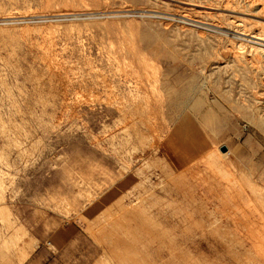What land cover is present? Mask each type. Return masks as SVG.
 I'll list each match as a JSON object with an SVG mask.
<instances>
[{"label":"rangeland","instance_id":"rangeland-1","mask_svg":"<svg viewBox=\"0 0 264 264\" xmlns=\"http://www.w3.org/2000/svg\"><path fill=\"white\" fill-rule=\"evenodd\" d=\"M251 2L0 0V264H264Z\"/></svg>","mask_w":264,"mask_h":264},{"label":"bare ground","instance_id":"bare-ground-1","mask_svg":"<svg viewBox=\"0 0 264 264\" xmlns=\"http://www.w3.org/2000/svg\"><path fill=\"white\" fill-rule=\"evenodd\" d=\"M228 1H230V0H228ZM250 1H251V0H250ZM254 1H255V0H253V2H254ZM256 1H257V0H256ZM248 2H249V1H248ZM253 2H251L250 4H253ZM225 3H226V2H225ZM229 3H230V2H229ZM229 3H227V4L229 5ZM183 4H184V3H183ZM188 4H189V3H188ZM261 4H262V3H261ZM190 5H191V3H190ZM193 5H194V4H193ZM228 5H227V6H228ZM234 5H235V4H234ZM188 6H189V5H188ZM207 6H209V5H207ZM215 6H216V5H215ZM225 6H226V5H225ZM237 6H238V5H237ZM255 6H256V5H255ZM211 7H212V6H211ZM216 7L219 8L218 6H216ZM228 7H230V6H228ZM201 8H202V7H201ZM207 8H208V7H207ZM220 8H221V7H220ZM235 8H236V7H235ZM235 8H233V9L235 10ZM210 9H211V8H210ZM260 9H261V10H260V13H263V14H264V6H260ZM197 10H198V9H197ZM204 10H205V9H204ZM215 10H216V9H215ZM215 10H214V11H215ZM217 10L219 11L220 9H217ZM226 10H227V9H226ZM226 10H225V9H223V10L221 9L220 11L223 12V11H226ZM234 10H233V13H234ZM240 10H241V9H240ZM240 10H239V11H240ZM210 11H211V10H210ZM210 11H208V12H210ZM218 11H217V12H218ZM220 11L218 12L219 14H220ZM228 11H229V10H228ZM237 11H238V10H237ZM245 11H246V9H245ZM249 11H250V10H249ZM254 11L256 12V9H255ZM257 11H258V10H257ZM204 12H206V11H204ZM208 12H207V14H208ZM230 12H231V11H230ZM235 12H236V11H235ZM153 13H154V12H153ZM228 13H229V12H228ZM204 14H205V13H204ZM210 14H211V13H210ZM231 14H232V12H231ZM263 14H262V15H263ZM162 15H163V14H162ZM162 15H161V16H162ZM244 15H245V14H244ZM255 15H256V13H255ZM255 15H254V16H255ZM182 16H185V15H182ZM224 16H225V15H224ZM248 16H250V15L248 14ZM251 16H252V15H251ZM256 16H258V14H257ZM256 16H255V17H256ZM263 16H264V15H263ZM150 17H151V16H150ZM165 17H166V16H165ZM165 17H164V18H165ZM186 17H187V14H186ZM238 18H239V17H238ZM238 18H237V20L240 21L242 24H245V25H248V22H251V21H248V20H247L248 22L245 21V20H239ZM162 19H163V18H162ZM170 19H171V18H170ZM235 19H236V18H235ZM241 19H242V18H241ZM245 19H246V18H245ZM167 20H168V19H167ZM164 21H165V20H164ZM184 22H185V21H184ZM232 22H233V21H232ZM234 23H235V21H234ZM234 23H233V24H234ZM241 23H240V24H241ZM242 24H241V25H242ZM250 24H251L253 27L255 26L256 29L258 30V31H257V30L255 29V30L257 31V33H256V35H255V34L252 35L251 38H252V39L259 40V41H262V42L264 43V24H261V23H259V22H257V21H252L251 23H249V25H250ZM238 25H239V24H238ZM241 25H240V26H241ZM238 27H239V26H238ZM245 28H246V27H245ZM252 29H253V28H252ZM244 31L246 32V30H244ZM238 32H241V31H238ZM235 33H236V32H235ZM241 33H243V32H241ZM241 35H242V34H241ZM243 35H244V34H243ZM245 36H247V35H245ZM251 48H252V47H251ZM244 49H245V48H244ZM253 50H255V49H253ZM233 51H234V50H233ZM239 51H240V50H239ZM239 51H238V54H239ZM257 52H258V51H256V53H257ZM261 52H262V51H261ZM248 54H249V53H248ZM248 54H247V55H248ZM239 55H240V54H239ZM247 59H248V57H247ZM245 60H246V59H245ZM251 66H252V65H251ZM253 67H254V66H253ZM259 69H260V68H259ZM194 77H195V76H194ZM182 120H183V119H182ZM183 121H184V120H183ZM260 123H262V122H260ZM258 125H259V124H258ZM259 126H260V125H259ZM263 127H264V126H263ZM139 134H140V133H139ZM203 156H204V155H203ZM230 171H231V170H230ZM182 172H183V171H182ZM178 174H179V173H177L176 175H178ZM182 174H183V173H182ZM176 175H175V176H176ZM180 176H181V175H180ZM180 176H179V177H180ZM183 176H184V175H183ZM173 177H174V176H173ZM173 177H172V178H173ZM234 177H235V176H234ZM172 178H170V179H172ZM176 178H177V176H176ZM182 179H183V178H182ZM170 181H173V180H170ZM168 182H169V181H168ZM253 185H254V184H253ZM254 186H255V185H254ZM244 191H245V190H244ZM149 194H150V193H149ZM248 198H249V197H248ZM254 199H255V198H254ZM159 201H160V200H159ZM162 201H163V200H162ZM155 202H157V201L155 200ZM261 202H262V201H261ZM158 203H159V202H158ZM224 204H225V203H224ZM230 204H231V203H230ZM261 204H262V203H261ZM261 204H260V205H261ZM248 205H250V202H249ZM131 206H134V205L131 204ZM250 206H251V205H250ZM140 207H141V205H140ZM129 208H132V207H129ZM133 208H134V207H133ZM133 208H132V210L136 209V208H134V209H133ZM137 208H138V206H137ZM235 208H236V207H235ZM235 208H234V209H235ZM4 209H6V208H4ZM142 209H143V208H142ZM128 210H129V209H128ZM128 210H127V211H128ZM6 211H7V210H6ZM124 211H126V210H124ZM143 211H144V210H143ZM2 212H3V210H2ZM133 212H135V211H133ZM138 212H139V210H138ZM234 212H235V211H234ZM258 212H259V211H258ZM5 213H6V212H5ZM123 213H124V212H123ZM125 213H126V212H125ZM127 213H128V212H127ZM129 213H130V212H129ZM135 213H136V212H135ZM135 213H134V214H135ZM121 214H122V213H121ZM140 214H141V213H140ZM144 214H146V213H144ZM130 215H131V214H130ZM122 216H123V215H122ZM134 216H135V215H134ZM136 216L138 217L139 215L136 214ZM141 216H142V215H141ZM129 217H130V216H129ZM142 217H143V216H142ZM234 217H235V216H234ZM113 218H114V217H113ZM132 218H133V216H132ZM139 218H140V217H139ZM147 218H148V217H147ZM246 218H247V217H246ZM122 219H123V218H122ZM111 220H112V219H111ZM111 220H110V221H111ZM123 220H125V219H123ZM131 220L133 221V219H131ZM134 220H135V219H134ZM144 220H145V219H144ZM144 220H143V221H144ZM237 220H238V219H237ZM126 221H128V219H127ZM243 221H244V220H243ZM112 222H113V221H112ZM124 222H125V221H124ZM141 222H142V221H141ZM146 222H147V221H146ZM146 222H145V223H146ZM120 223H121V222H120ZM148 223H149V222H148ZM108 224H109V223H108ZM118 224H119V223H118ZM119 225H120V224H119ZM123 226H124V225H123ZM121 227H122V226H121ZM107 230H108V229H107ZM129 231H130V230H129ZM153 231H154V230H153ZM155 231H156V230H155ZM159 233H160V232H159ZM161 234H162V233H161ZM253 234H254V233H253ZM253 236H254V235H253ZM121 237H122V236H121ZM148 237H149V236H148ZM158 237H159V236H158ZM249 237H250V236H249ZM255 237H256V235H255ZM252 238H254V237H252ZM252 238H251V239H252ZM154 239H155V238H154ZM11 240H12V239H11ZM135 240H136V238H135ZM136 241H137V240H136ZM263 243H264V242H263ZM4 244H5V246H6V242H5ZM116 244H117V243H116ZM120 245H121V244H120ZM11 246H12V245H11ZM15 246H16V245H15ZM130 246H131V245H130ZM3 247H4V246H3ZM3 247H2V248H3ZM6 248H7V247H6ZM259 248H260V247H259ZM261 248H262V247H261ZM121 249H122V248H121ZM256 249H257V248H256ZM262 249H263V248H262ZM7 250H9V249H7ZM20 250H21V249H20ZM263 250H264V249H263ZM259 251H260V250H259ZM261 251H262V250H261ZM5 252H6V251H5ZM19 253H20V252H19ZM119 253H120V252H119ZM119 253H118V254H119ZM138 254H139V253H138ZM21 256H22V255H21ZM23 256H24V255H23ZM7 257H8V256H7ZM118 257H119V256H118ZM127 258H128V257H127ZM131 259H132V258H131ZM131 259H129V260H131ZM134 259H135V258H133L132 261H133ZM3 260H4V259H3ZM20 261H21V259H20ZM139 261H140V260H139ZM3 262H4V261H3ZM125 263H126V262H125ZM134 263H136V262H134ZM132 264H133V263H132Z\"/></svg>","mask_w":264,"mask_h":264},{"label":"water","instance_id":"water-1","mask_svg":"<svg viewBox=\"0 0 264 264\" xmlns=\"http://www.w3.org/2000/svg\"><path fill=\"white\" fill-rule=\"evenodd\" d=\"M226 149H224L223 151H225Z\"/></svg>","mask_w":264,"mask_h":264}]
</instances>
